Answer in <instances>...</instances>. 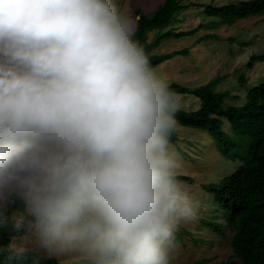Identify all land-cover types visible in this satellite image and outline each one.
<instances>
[{
  "label": "clouds",
  "instance_id": "clouds-1",
  "mask_svg": "<svg viewBox=\"0 0 264 264\" xmlns=\"http://www.w3.org/2000/svg\"><path fill=\"white\" fill-rule=\"evenodd\" d=\"M135 34L114 0H0V228L84 264H169L198 206L170 151L178 95Z\"/></svg>",
  "mask_w": 264,
  "mask_h": 264
},
{
  "label": "rangeland",
  "instance_id": "rangeland-1",
  "mask_svg": "<svg viewBox=\"0 0 264 264\" xmlns=\"http://www.w3.org/2000/svg\"><path fill=\"white\" fill-rule=\"evenodd\" d=\"M163 1L114 0V3L123 14L133 18L136 24L137 9L150 13ZM240 1L247 0H184V7L176 13L172 22L150 34L149 39L152 40L158 32L170 29L184 32L197 29L194 34L167 39L155 50L156 54L185 48L190 51L155 68L167 84L196 87L219 78L216 90L228 93L225 104H245L249 90L264 81V62L257 61L249 66L252 55L264 53V15L226 23L216 16L206 15L203 7ZM178 98L182 109L197 110L200 107V100L192 95H181ZM223 130L237 143V150L243 151L246 137L238 135L228 120L224 121ZM175 132L178 140L171 142L170 151L180 165V176L193 179L191 182L180 178L190 189L198 211L193 220L179 225L175 246L170 250L169 264H193L199 261H203L202 264H225L234 254L231 244L233 233L226 225L225 211L219 207L214 194L204 189V185L219 183L232 174L244 163L245 155L240 154L235 160L225 157L218 149V140L203 130L177 122ZM206 221L219 223L222 225L221 230L209 228ZM12 247L18 251L32 250L44 256L56 257L63 262L81 260L77 253L45 251L31 232L16 235Z\"/></svg>",
  "mask_w": 264,
  "mask_h": 264
},
{
  "label": "trees",
  "instance_id": "trees-1",
  "mask_svg": "<svg viewBox=\"0 0 264 264\" xmlns=\"http://www.w3.org/2000/svg\"><path fill=\"white\" fill-rule=\"evenodd\" d=\"M183 1L164 0L150 13L136 10L138 20L135 39L144 47L154 69L177 55L190 52L185 48L156 54L155 50L165 40L194 34L197 29L185 32L170 29L158 32L152 40L149 39L154 30H161L172 22L176 13L184 7ZM203 7L206 15L216 16L226 23L264 15V0H247L222 6L208 4ZM257 61L264 62V53L252 55L249 66ZM218 82L219 78H214L207 84L196 87L182 86L179 83L167 85L178 96L192 95L200 100L197 110L179 109L176 115L179 124L208 132L218 140L219 151L229 159L235 160L240 154L245 155L244 163L237 170L219 183L204 185V189L214 194L219 207L225 211L226 225L233 233L231 244L234 254L225 264H264V81L249 90L247 101L241 106L225 104L228 93L216 90ZM225 120L229 121L238 135L246 137L243 151L237 150V143L223 130ZM177 140L178 136L174 131L171 142ZM180 178L193 181L187 176ZM206 225L219 231L222 226L208 221ZM22 232L24 231L17 230L12 225L0 228V264H84L82 260L63 262L32 250H15L12 247L13 238ZM17 252L22 253L23 258L10 260L9 256ZM202 263L203 261H199L193 264Z\"/></svg>",
  "mask_w": 264,
  "mask_h": 264
}]
</instances>
